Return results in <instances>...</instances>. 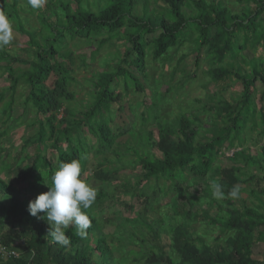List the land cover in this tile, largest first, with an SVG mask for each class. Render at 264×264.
<instances>
[{
  "label": "trees",
  "instance_id": "1",
  "mask_svg": "<svg viewBox=\"0 0 264 264\" xmlns=\"http://www.w3.org/2000/svg\"><path fill=\"white\" fill-rule=\"evenodd\" d=\"M134 1L106 0V5L92 11L90 4L83 5L80 0H74V4L69 0L64 3L59 0L57 2L46 0L44 15L39 13L35 17L45 33L42 37H37L34 32L25 29L19 17V13L24 14L25 11L20 8L18 12L17 1L7 0L6 4L0 3V10L5 11L12 22H16V30L27 36L28 48L32 50L31 61L22 62L18 58L11 59L0 47V63L6 60L12 62L4 69L1 68L7 72L10 95L2 94L0 91V108L5 111L6 117L0 125L5 127L7 119L11 118L12 95L20 81L28 88L22 105L25 117L27 110L33 115L31 119H13V122L0 133V137L5 136L13 125H23L26 120L25 129L36 125L32 137L19 148V152H26L30 148L34 150V159L28 169L29 178L9 184L6 181L4 184L0 180L1 242L6 249L19 254V258L16 259L11 257L0 260V264H122L114 259L115 252L125 259L124 264H263L251 257L252 246L255 243L264 245V187H261L263 179L254 175L251 170L264 171V147L259 148L260 155L255 157L250 156L249 149L234 152L232 147L234 141L238 144L242 142L240 131L247 121L254 122L256 110L252 101V89L255 83L259 82L264 88V60L256 62L253 59L248 62V71H244L237 63L240 53L246 48L255 52L262 43L264 45V29L260 31L256 25L257 19L264 12V0H234L240 4L254 5L251 13L240 15L231 14L227 9L207 4L203 0L195 3L193 1L196 13L188 20L183 18V8L189 0H162L166 7L163 9L165 13L162 10V14L152 13L149 10V3L144 0L140 16L133 15ZM152 1L155 3L157 0ZM49 11L51 15H55L56 26H51L45 21L48 18L45 15ZM187 28L192 29L191 32ZM155 30H159L160 35L151 44H147L144 36L153 34ZM116 39L125 44L124 48L116 50L118 59H112V65H104L103 73L99 71L92 74L90 79H85L93 90L87 94L89 106L85 112L80 111L83 112L79 114L81 118L77 116L75 109H62L64 103L73 99V93L68 91L71 69L64 63L68 60L69 64H72L73 54L70 49L64 54L60 52L63 41L72 44L82 42L85 45L98 41L96 48L89 54L93 62L100 48L112 47ZM187 44L191 46L188 48L189 52L195 55V67L198 65V56L202 50L209 59L210 68L205 75L217 90H224L230 82H234L240 88L239 101L234 106L223 108L224 116L221 114L218 116L224 123L221 133L211 137L207 143L195 146L193 132L189 130L196 121L194 117L192 123L186 117L180 116L172 125H157L158 137L154 145L162 160L151 158L148 154L147 157L144 156V153H140L142 147L140 150L134 148L132 154L137 158L135 164L137 163L144 173L138 184L134 182L133 185H129L125 182L123 189V195L136 198L138 200L136 205L142 206L143 210L135 214V218L121 219L118 225L116 224L114 228L111 225L110 231H107L102 227L103 224H100V214L94 213V208L90 207L87 213L92 223L87 230L86 238L77 236L75 226H70L66 230L71 240L70 244L62 246L54 243L48 236L50 225L45 213H39L38 216L30 215L29 201L49 190L52 186V175L61 162L79 159L82 179L85 181L90 179L84 177L88 156L93 154L95 158L102 160L104 155L113 152L116 143L110 129L113 121H107L105 117L112 109L111 106L118 101L120 94L111 92L110 85L114 81H120L125 91L132 89L143 94L144 87L140 78L147 79L149 65L160 61L163 64L169 51L177 52ZM194 46L196 48H193ZM73 48H77V45ZM184 58L185 55L181 56L177 65ZM227 58L232 61V65L228 63L223 65ZM245 60L242 58V64L246 65ZM13 65L21 68L18 74ZM80 65L87 67L82 61ZM177 65L174 66L177 69L176 73ZM51 73L57 76L50 88H47L44 83ZM176 73L171 72L169 79H173ZM188 81V76L183 78L180 76L178 88L167 86L165 91L160 90L159 81H154L147 92L152 100L154 98L162 100L172 92L173 95L176 94L179 87ZM148 99L144 97L142 103ZM59 115L60 120L57 119ZM258 120L261 127V135L258 138H261L264 137V107L258 111ZM84 133L90 135L94 141L93 145L85 142ZM176 136L178 140L173 142L172 138ZM151 139L152 134L148 132L147 138H142V141L148 146ZM134 141L137 142L138 139ZM226 141L225 149L223 143ZM42 145L54 153V164L40 155L37 147ZM143 150H146L145 153L148 151L144 148ZM225 151H232V156L227 159L235 161L233 166L227 169L214 168V158L223 157ZM2 152L6 153L4 157L6 159L1 161L0 165L6 166L4 170H13L9 153L0 149V155ZM112 155L123 154L119 152ZM122 167L126 168L122 165L120 170L125 169ZM114 169L119 171V167ZM245 169H249L250 172L244 171ZM111 173L105 171L103 163L100 162L97 164V170L92 171L93 179L99 183L94 186L97 189L98 202L106 197L103 187L109 181ZM29 179L33 180V184ZM194 179L202 181V188L187 194L185 184L186 188L194 187L196 184ZM151 180L165 181L166 186L160 187L163 195H159L160 189L157 187L152 191V204L149 205L148 198L140 193V188L134 187ZM214 182L220 183L225 193L234 185H239L240 194L245 193L248 200L214 198L211 187ZM168 194L173 195L171 203L167 206L173 216L164 218L169 221L171 218L174 224H167L164 227L161 217L158 221L148 220L147 213L158 211L155 209L159 199L165 198ZM3 195L6 196V201L2 200ZM183 198L188 209L179 210V204L182 203L178 201ZM123 207L129 211L133 210L127 203L123 204ZM153 221L157 229H151ZM201 221H208V227L213 229L210 231L211 236L194 234L191 226ZM149 234L154 244L136 251L139 255L133 258L130 253L134 251L129 250V247H135L133 238L138 235L140 245H145L146 236ZM214 234L216 237H213ZM163 236L169 240L167 246L162 244ZM206 238H209L210 242H207ZM127 257L131 258V261H127Z\"/></svg>",
  "mask_w": 264,
  "mask_h": 264
},
{
  "label": "rangeland",
  "instance_id": "2",
  "mask_svg": "<svg viewBox=\"0 0 264 264\" xmlns=\"http://www.w3.org/2000/svg\"><path fill=\"white\" fill-rule=\"evenodd\" d=\"M7 0H0V3H8ZM17 1L18 12L19 9H24V14L19 13V17L22 19L23 26L25 29L30 32H34L37 37H42L45 35L43 28L39 25L36 20V15L39 13H45L46 3L39 11L36 9H32L28 4L27 0H14ZM58 1V0H52ZM62 3L66 2V0H59ZM73 1L74 0H69ZM106 0H80L83 5L86 3L90 4V8L92 11H95L97 8L103 7ZM144 0H135L134 1V9L133 15L140 16L142 5ZM149 3V10L155 14H162V10L166 9L165 4L162 0H157L153 3L152 0H146ZM190 1V2H189ZM186 3V7L183 8V18L185 20L190 19L192 16H195L196 10L194 3L198 0H189ZM194 1V3H192ZM207 4H215L216 6H220L222 8L227 9L231 14L240 15L242 13L248 14L251 13L254 9V5L252 3H237L234 0H203ZM10 2V0H9ZM84 8V7H83ZM165 13V11L163 10ZM29 13V14H28ZM51 11L48 12L45 16L47 24L51 26H56L55 24V15L50 14ZM13 23L14 29V40L7 46L1 47L3 51L9 55L12 59L18 58L19 61L22 62H30L32 59V50L28 48V38L26 35L22 34L18 30H16V22ZM17 23H19L17 21ZM256 25H258V29H264V12L260 15V17L256 21ZM188 29V28H187ZM192 29H188L191 32ZM264 31V30H263ZM160 35L159 30H155V32L151 35H145L144 41L147 44H151V42ZM78 40V39H77ZM76 41V40H75ZM40 42V41H39ZM98 41H93L90 45H85L82 42L72 44L69 41L64 40L61 47L60 52L62 54L68 52V49L71 50L73 57H72V64H69L68 60H65L64 63L71 69L70 81L68 85V91L73 93V99L70 102H66L63 104L62 109L65 108H72L77 111V116L81 118L80 113L86 111V108L89 106L87 94L91 93L93 90L92 86L86 82L85 79H90L92 74H97L102 72V68L106 64H111L112 59H118V52L116 50L122 49L125 47L124 42L120 39H116L112 43V47H101L100 54L98 53L94 55V61L90 60L89 54L93 49L96 48V44ZM75 43V42H73ZM240 41L239 44H241ZM74 45H77V48H73ZM191 47L188 44L185 47H181L178 49L177 52H170L168 56L164 59L163 64L160 62L152 63L149 65V69L147 71L148 77L147 79H141L140 82L144 87L143 94L136 93L129 89L125 91L123 89V84L120 81H114L110 85V91L116 94H120V97L116 103H114L111 107L112 109L106 115L107 121H113L110 124V129L115 137V145L113 147V152L110 154H106L103 156V159L95 158L93 154L88 156V163L86 167V172L84 174L87 181L94 187L99 185V183L93 179L92 171L95 169L97 170L98 162L103 163L104 170L112 172L110 177L108 178V182L105 183L103 189L105 190L106 197L101 201L98 202L97 199L91 206L94 208V213H99L100 224H103L102 227H105V230L110 231L111 225L113 228L118 225L120 220L123 218H135V214L143 210L142 206L136 205L138 201L136 198L132 199L130 197H126L123 195L124 193V183L128 182L129 185H133L138 182V180H142V175L144 172L141 171L140 167L135 164L137 162V158L132 154L133 149L140 150V153H144V156H150L151 158H157L162 160V156L159 154L155 142H157V128L156 126L159 124H163L162 126H169L172 125L180 116H184L187 120L192 123V118L196 119L195 122L192 123L190 127V131L193 132V143L195 146L202 145L207 143L211 137L218 135L221 133V130L224 126L223 121L221 118L219 119L218 116L220 114L224 116L222 109L228 106H234L240 97V88L234 82H230L229 85L224 90H217L215 86H213L209 79L206 77V71L209 70V59L205 57V53L203 50L200 52L198 56V65L195 67V55L190 53L188 48ZM67 48V49H66ZM193 48H196L195 46ZM65 50V51H64ZM185 55L184 60L177 65L180 57ZM242 58L246 59L245 64H242ZM255 59L256 62L259 60H264V45L262 43L255 52L251 51L250 49L246 48L242 53H240L239 58L237 59L238 65L244 70L248 71L249 64L251 60ZM104 60V61H103ZM11 60H6L0 63V69H4L7 64H10ZM83 62L87 65V67H83L80 65V62ZM103 62V64H102ZM228 63L232 65V61L227 58L224 60V63ZM176 65L178 66V72L176 73L177 69L175 68ZM17 66V65H16ZM13 65L17 74L21 71L20 67H16ZM175 66V67H174ZM26 67H23L25 69ZM0 70V91L2 94L7 93L10 95V81L7 78V72L5 70ZM180 70V71H179ZM174 72L176 75L173 79H169L170 73ZM103 73V72H102ZM182 74V75H181ZM55 73H51L49 78L45 81V86L50 88L52 82L55 80ZM162 76V77H161ZM180 76L189 77V81L186 84H182L179 87V90L176 94L173 95V92L166 96L165 98H154L153 100L149 96V89L151 88V82L159 81L161 84L160 90L165 91L167 86H173V88H178V80ZM161 78H163L161 80ZM131 84V83H130ZM179 84V83H178ZM173 89V91L175 90ZM263 86L257 82L255 83L252 91V101L256 113L254 115V122L248 120L245 127L240 131V138L242 142L238 144L237 142H233L232 151H244L249 149L250 156H259V148L264 147V137L258 138L261 135V127L259 125L258 120V111L261 107H264V94L263 93ZM28 88L25 87L22 82L18 83L16 87L14 95H12L13 99V107L12 112L10 113L11 118L7 119L6 126L10 125L13 122V119H31L32 114L29 110H27L26 117L25 112L23 111V102L27 96ZM146 97L149 98L148 100L142 103V99ZM150 102V103H149ZM84 107V108H83ZM83 111V112H80ZM105 116V115H104ZM5 111L3 108H0V124L3 120H5ZM61 116L57 117L60 120ZM223 118V117H222ZM154 120H156L154 122ZM27 120L23 125L17 124L13 125V127L6 132V135L0 137V149L4 152L9 153V161L12 162L13 170L8 171L4 164L0 165V180L3 182L6 181L8 184L9 182H20L22 180L28 179V169L32 160L34 159V150L28 149L26 152H19V148L26 144L27 140L34 134L36 130L35 126H29L25 129L24 125L26 124ZM0 125V133L6 129ZM161 126V125H160ZM161 126V127H162ZM141 130V133H139ZM150 132L152 134V139L149 141L148 146L142 141L143 139L147 138V133ZM86 135L85 142L87 144L93 145L94 141L90 137L88 133H84ZM134 139H138V141H134ZM178 138L173 137L172 141L177 142ZM244 140V142H243ZM153 141V143H152ZM224 148L227 147V141L223 143ZM40 150V155L44 156L51 164L55 163L54 153L44 147V145L37 147ZM148 149L147 153L146 150ZM232 151H225L223 157L218 156L214 158L213 167L214 168H221L227 169L233 166L235 162L233 159L228 161L227 157L230 159L232 156ZM121 152L122 156H114L112 154ZM6 153L2 152L0 155V162L5 161L4 158ZM131 162L134 164L132 165ZM124 165V170H120V167ZM119 171L117 172L114 168H118ZM4 170V171H2ZM244 171L250 172L249 169H245ZM251 172L254 175H258L263 180L261 181V187H264V171L252 169ZM134 177V178H133ZM136 177V181H135ZM30 183L33 184V180L29 179ZM196 184L194 187L186 188L187 185L185 184V189L188 190L186 193L191 194L194 190H199L202 188V181L200 179L193 180ZM5 184V182H4ZM138 184V183H137ZM163 185L166 186L165 181H148L145 183L139 184V186H135L134 188H140V193L142 192L143 196L147 197L149 205L152 204V191L157 188L160 189V194L163 195V190L160 188ZM198 185V186H197ZM180 188V185H178ZM95 188V187H94ZM133 188V189H134ZM139 190V189H135ZM143 190V191H142ZM173 195L168 194L165 198L159 199V204L155 210L148 212L147 219L158 221V218L161 217L163 219V226L165 227L167 224L171 225L174 224L172 219L170 221L164 218V216L172 217L173 214L171 209L167 208L169 203H171ZM239 199L242 201H247L248 196L245 193H241ZM2 200L6 201V196L3 195ZM184 200L178 201L179 210L188 209L187 206L184 205ZM129 204L133 208L132 211L123 207V204ZM255 203V202H254ZM155 208V206L153 205ZM147 209V208H146ZM181 212V211H179ZM160 214V215H159ZM179 219V218H177ZM154 221L151 223V229H157L154 226ZM141 225V224H140ZM145 228L144 226H142ZM112 228V229H113ZM193 232L196 235L202 236H211L210 229L208 227V221L204 222H195L191 226ZM109 229V230H108ZM147 229V228H145ZM144 232H146L144 230ZM213 237H216L214 234ZM147 243L145 245H140V237L136 235L133 238V243L135 247H129V250L134 251L131 252V256L134 258L139 255L138 250L145 249L147 245H153L152 236L149 234L146 236ZM209 241V238H206ZM169 240L166 236L162 237V244L167 246ZM211 245V244H210ZM116 262L124 264L125 259L121 258V254L115 252L113 255ZM251 257L253 260L257 262H261L264 264V245L263 243H255L252 246V254ZM124 261V262H123ZM127 261H131V258L127 257Z\"/></svg>",
  "mask_w": 264,
  "mask_h": 264
},
{
  "label": "clouds",
  "instance_id": "3",
  "mask_svg": "<svg viewBox=\"0 0 264 264\" xmlns=\"http://www.w3.org/2000/svg\"><path fill=\"white\" fill-rule=\"evenodd\" d=\"M45 3L46 0H27L32 9H40ZM14 38L13 23L5 11L0 10V47L9 45ZM51 179L49 190L29 201L28 211L32 216L45 213L50 225L48 236L54 243L68 246L71 240L66 230L70 226H75L77 236L86 238L92 223L87 210L96 200L97 189L82 179L79 159L61 162ZM211 187L213 197L218 200L238 199L240 196L239 185H234L227 193L220 183L214 182Z\"/></svg>",
  "mask_w": 264,
  "mask_h": 264
},
{
  "label": "built area",
  "instance_id": "4",
  "mask_svg": "<svg viewBox=\"0 0 264 264\" xmlns=\"http://www.w3.org/2000/svg\"><path fill=\"white\" fill-rule=\"evenodd\" d=\"M11 257L14 258V259L19 258V254L16 253L15 251L6 249L2 245L1 236H0V260H6V259H9Z\"/></svg>",
  "mask_w": 264,
  "mask_h": 264
}]
</instances>
